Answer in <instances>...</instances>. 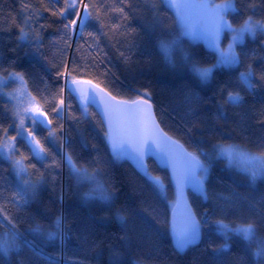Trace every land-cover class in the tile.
Returning a JSON list of instances; mask_svg holds the SVG:
<instances>
[{"label": "snow or ice", "instance_id": "obj_1", "mask_svg": "<svg viewBox=\"0 0 264 264\" xmlns=\"http://www.w3.org/2000/svg\"><path fill=\"white\" fill-rule=\"evenodd\" d=\"M24 7L28 12L19 26L18 40L31 49L26 55L45 60L42 66L45 75L40 77L44 87L37 88L33 94L26 87V70H18L15 60L10 61L8 67L0 63V73H6V78L17 84L15 91L8 93L10 100L5 104V109L10 111V116H6L7 123L0 120V157L9 163L16 177L15 184L10 185L9 196L0 197V227L4 228L0 232V264H34L38 258H42L46 264H59L55 253L44 254L35 237L41 236L48 241L59 240L61 245L66 238L61 217H57L47 229L36 223L29 230L34 238L29 239L28 235L17 229L14 218L10 216L8 205L21 208L35 198L40 185L44 183V173H40L36 180L31 178L27 171L28 165L24 163L27 157L18 145L28 146L30 152L40 156L45 169L55 171L64 162L77 183L87 179L91 187L84 193V199L104 203L114 199V191L101 178L103 160L97 145H91L93 151L97 152L96 158L86 162L85 166L78 164L70 153L64 151V142L57 135L63 131V124L59 121L64 113L72 115L74 99H78L81 104L82 118H87L90 106L99 110L103 117L100 127L104 139L111 147L112 156L117 160H133L148 178L153 190H158L165 200L167 196L164 195V185L159 176H153L148 171L146 158L154 155L170 170L171 183L175 189V199L170 203L171 234L177 251L183 252L190 245L200 242L202 226L214 224L216 230L225 237L235 233L249 244L255 242L256 249L252 254L264 257V239L257 238V230L264 227V189L256 188L257 180L264 182V137L257 144V152L249 151L239 144H209L204 137L215 135V129L207 127L201 106L212 98L201 97L196 91L203 90L211 83L217 69L238 70L235 83L240 87L218 85L221 100L216 101L217 121L227 120L224 105L244 107L242 90L253 91L258 88L264 92V66L257 71L249 62V54L243 48L236 50V45H242L246 36L255 39L257 34L264 35V15H256L258 9L264 12V0H145L144 8L151 16L149 28L157 36L158 55L176 78L181 80L177 89L183 96L187 116L183 135L188 138L191 151L161 127L154 112L149 88L136 87L114 94L109 87L102 86L103 81L99 80V77L107 80L110 69L105 68L103 73L99 72L103 61L97 60L93 53L102 55L100 38L108 36L109 32L119 27L108 21L109 14L119 13L122 19H127L126 10L132 7L130 0H39V4H26ZM45 13L47 17L53 18L51 23L57 26V35L50 43L60 53L59 59H49L42 51L44 44L41 31L45 25L40 21L47 19ZM232 14L239 17V23L234 22L235 17L230 18ZM169 18L173 21L171 28L168 25ZM35 24H39V28L34 27ZM226 33L230 34L231 40L224 48L221 37ZM85 36L90 38V42L85 41L88 55L82 56V62L64 59V49L70 48L75 42L79 50L82 47L80 40ZM185 38L193 42L204 41L211 53H214V62L207 63L195 51H188L183 44ZM261 44L264 45V41ZM9 51L14 52L15 49ZM177 52L180 53L179 60L176 59ZM120 56L126 64L130 63L131 49L128 53L121 51ZM145 62L150 63L151 57ZM181 68L189 69L194 76L191 84L182 81L179 75ZM49 72L57 78L52 87L48 86L45 79ZM93 74L97 77L96 81L84 78L85 75ZM3 79L0 76V81ZM60 80H63V84H60ZM257 123L264 127V108L260 110ZM41 131H47L48 137L53 140H60L59 160L56 154H46L38 138ZM197 133L200 135L197 136ZM213 160H226L228 167L244 172L246 189L237 191L232 187L235 181L228 184L224 177L217 176L216 182L227 184L229 191L227 195L216 192L211 171ZM31 167L35 168V165ZM187 189L198 192L205 200L212 198L215 193L216 198L223 201L225 206L238 212H247L249 218L235 228H230L222 218H217L218 211L222 212L223 207L219 210L215 207L206 208L203 213L194 212L188 204ZM141 204L140 213L143 215H137L135 210L117 214V219L123 225L120 236L122 241L141 238V228L149 231L152 227L149 217L157 223L161 222L156 208L147 202ZM164 222H168L167 217ZM91 231L92 225L86 224L77 234L78 238L87 242ZM92 243L95 245L96 241ZM209 247L214 256L220 257L227 251L228 244L217 247L210 241ZM112 256V264H121L118 250H112Z\"/></svg>", "mask_w": 264, "mask_h": 264}, {"label": "trees", "instance_id": "obj_2", "mask_svg": "<svg viewBox=\"0 0 264 264\" xmlns=\"http://www.w3.org/2000/svg\"><path fill=\"white\" fill-rule=\"evenodd\" d=\"M215 1L220 2V0ZM110 2H118V0H110ZM130 3L132 7L126 10L127 19H122L119 13H110L107 18L110 23L119 27L109 32L108 36L100 38L103 54L93 53L97 60L103 61L99 72L103 73L105 68L110 69L107 80L104 77H99V80L103 81L102 86L109 87L114 94L136 87L149 88L154 112L161 127L191 151L188 138L183 135L184 121L187 116L183 96L177 89L181 80L176 78L158 55L157 36L150 31L151 16L144 8L145 0H130ZM26 4L36 5L39 4V0H0V63L8 67L10 61L15 60L18 70H26L28 78L26 87L35 94V90L43 88L44 85L40 77L45 75L42 70L45 60L26 55V52L30 53L31 49L18 40L19 26L28 12V9L24 7ZM256 15H264V12L258 9ZM44 16L47 17V13ZM232 17H235V14H232L230 18ZM52 19L47 17L46 20L40 21L45 25L41 31L44 44L42 51L48 58L53 52V57L59 59L60 53L56 48L53 51L50 43L55 38L57 27L51 23ZM234 22L239 23V17H235ZM168 25L169 28L173 26L170 18ZM34 27L39 28V24H35ZM85 41L90 42V38L85 36L80 40L82 47L79 50L75 42L70 48H65L63 58L69 61L75 59L81 63L82 56L88 55ZM261 41H264V35L257 34L255 39L247 38L242 45L239 44L236 47L237 51L243 48L249 54V62L257 71L264 66V45ZM183 44L188 51L198 53L203 61L214 62V53H211V50L202 43H191L184 39ZM9 49H15V51L12 52ZM129 49H131L132 60L126 64L120 52L128 53ZM149 56L151 62L146 63ZM179 57L180 53L177 52L176 59L179 60ZM0 75L6 76V73H0ZM179 75L183 82L189 84L195 79L187 68H181ZM237 75L238 70L217 69L214 73L215 78L210 84L203 90L196 89L201 97L212 98L210 102L202 104L201 113L206 118L207 127L215 129V135H205L204 139L209 144L217 142L239 144L249 151L257 152L259 150L257 144L260 138L264 137V127L257 123L260 110L264 108V92L258 88L253 91L242 90L244 107L235 108L224 105L223 111L227 120L215 119L216 101L221 100L217 91L218 85L240 87L235 83ZM84 78L97 80L95 74L85 75ZM45 79L48 81V86L52 87L57 78L49 72ZM60 84H63V80H60ZM8 86L14 85L9 83ZM214 92L216 95H213ZM65 97H67V90ZM8 102V99L0 95V110H4L0 112V120H4L5 123H7L6 116H10V111L5 109V104ZM71 111V116L65 112L59 121L63 124V131L57 135L64 142V151L70 153L78 164L87 166L86 162L94 160L97 156V152L91 147L92 143H95L103 160L101 178L109 185L110 190L114 191V199L110 203L84 199V193L88 191V188L76 182L70 175V169L66 163L61 162L60 166L53 171L45 169L40 158L33 157L31 165L34 164L35 168L30 165L29 174L33 180H36L40 173H44V183L40 185L35 198L23 205L18 212L12 205H8V212L14 218L17 229L28 235L29 239L34 238L29 230L36 223L47 229L57 217L63 219L66 234L63 245L59 240L48 241L41 236L35 237L45 255L55 253L59 264H112V250L119 251L121 264H218V262L219 264H264V257H256L252 254L256 249L255 242L249 244L242 236L235 233L225 237L216 230L214 224L202 226V238L198 245L189 246L183 252L177 251L169 232L171 207L167 200H172L174 189L167 171L157 167L152 160L147 161L148 171L153 176H159L165 185L167 193V200H165L158 190H153L145 175H139L128 162L117 160L110 154L100 127L99 117L91 107L88 108L87 118H82L81 104L78 99H74ZM199 135L200 133H197V136ZM38 138L46 149V154L49 156L56 154L59 160L60 140L48 137L47 131H41ZM18 147L27 157L30 152L29 147L24 145H18ZM211 171L216 192L227 195L229 191L227 184L216 182L217 176L224 177L228 184L235 181L232 187L237 191H244L247 187L245 173L229 168L225 160H213ZM15 182L16 177L9 163L0 157V197L9 196L10 185ZM113 185L114 188H112ZM256 188L264 189V182L257 180ZM188 199L193 211L197 213H203L206 208L215 207L219 210L223 207L222 212L218 211L217 218H222L230 228H235L249 218L247 212H238L225 206L223 201L216 198L215 193L206 202L191 193H188ZM141 202H147L156 208L161 222L157 223L149 217V223L152 225L149 231L141 228L139 229L141 238L129 242L122 241L120 236L123 225L117 219V214H127L135 210L137 215H143L140 213ZM99 217L102 219H98ZM165 217H167V223L164 222ZM86 224L92 225L87 242L78 238L77 235ZM137 224L139 225V220ZM2 231L4 228L0 227V232ZM257 238L264 239V227L257 230ZM92 241H96V244L93 245ZM210 241L217 247L227 243V251L220 257L214 256L209 247ZM34 264H46V261L38 258Z\"/></svg>", "mask_w": 264, "mask_h": 264}, {"label": "rangeland", "instance_id": "obj_3", "mask_svg": "<svg viewBox=\"0 0 264 264\" xmlns=\"http://www.w3.org/2000/svg\"><path fill=\"white\" fill-rule=\"evenodd\" d=\"M216 2V1H215ZM56 35H57V32H56ZM55 35V36H56ZM247 38H252L251 36H246L245 37V40L247 39ZM187 41H189V42H191V43H196V42H200V43H202L206 48H208L207 47V45L204 43V41H195V42H193V41H190V40H188L187 38H185ZM230 40H231V36H230V34H224V35H222V37H221V45H222V47H224V48H226L227 47V45L229 44V42H230ZM244 40V41H245ZM237 45H239V44H237ZM237 45H236V47H237ZM209 49V48H208ZM52 50L54 51L55 50V47H52ZM210 50V49H209ZM53 52L50 54V58L49 59H51V58H53ZM1 76V75H0ZM2 77H4V79H3V81H0V95L1 96H3L4 98H6V99H8V100H10V97H9V95H8V93H11V92H14L15 91V89L17 88V84L16 83H14V82H12V81H9L7 78H6V76H2ZM47 80V79H46ZM9 83H12L14 86H8V84ZM43 87H44V85H43ZM17 101H12V103H16ZM36 152H39V149H36ZM40 155H42V154H40ZM33 157H35V158H40V156H37V155H35V154H33L32 152H29L28 153V155H27V159L24 161V163H25V165H28V168H27V171L29 172V169H30V165H31V162H32V160H33ZM2 158V157H1ZM225 162H226V165H227V161L225 160ZM230 168V167H229ZM233 169H236V170H238V171H240L239 169H237V168H233ZM240 172H242V171H240ZM244 173V172H243ZM163 183V182H162ZM80 186H85L86 188H88V190H89V188L91 187V185H90V183L88 182V180L87 179H85V180H83L82 182H80V183H78ZM163 185H164V183H163ZM159 192V191H158ZM159 194H160V192H159ZM161 195V194H160ZM164 195H166L167 196V193H166V190H165V185H164ZM162 196V195H161ZM163 197V196H162ZM171 199L172 200H167V203H168V205L170 206V203L172 202V201H174V199H175V196H174V191H173V193H172V197H171ZM20 210V208H16V211L18 212Z\"/></svg>", "mask_w": 264, "mask_h": 264}, {"label": "water", "instance_id": "obj_4", "mask_svg": "<svg viewBox=\"0 0 264 264\" xmlns=\"http://www.w3.org/2000/svg\"><path fill=\"white\" fill-rule=\"evenodd\" d=\"M93 110H94V112L97 114V116L99 117V119H100V121L103 119V117H102V115L100 114V112H99V110L98 109H96L95 108V106H90ZM158 121V120H157ZM105 128H106V125H105ZM108 149H109V152H110V154L112 155V152H111V147H110V145H108ZM120 160H124V161H126V162H128L129 163V165L139 174V175H141V176H143L144 175V173H143V171L140 169V168H138L137 167V165H136V163L133 161V160H131V159H127V158H125V159H120ZM148 160H152L153 162H154V164L157 166V167H159V168H161V169H165L166 171H167V173H168V176H169V179H170V182H171V174H170V170L167 168V166L164 164V163H162L156 156H149V157H147L146 158V164H147V161ZM172 184V183H171ZM172 187H173V189H174V185L172 184ZM186 192H187V197H188V193H191L192 195H194V196H196V197H200L201 199H202V201H204V202H206L207 200H205L204 199V197L203 196H201L198 192H195V191H193L192 189H187L186 190ZM174 196H175V189H174ZM188 204H189V206H191V204H190V202H189V199H188ZM192 207V206H191ZM179 211H178V213H177V221L179 222ZM171 219H172V215H171V208H170V213H169V229H170V237H171V240H172V234H171ZM172 243H173V240H172ZM200 242H198L197 244H194V245H190V246H196V245H198ZM174 245V244H173Z\"/></svg>", "mask_w": 264, "mask_h": 264}, {"label": "bare ground", "instance_id": "obj_5", "mask_svg": "<svg viewBox=\"0 0 264 264\" xmlns=\"http://www.w3.org/2000/svg\"><path fill=\"white\" fill-rule=\"evenodd\" d=\"M92 109V108H91ZM93 110V109H92ZM100 120V119H99ZM199 198V197H198ZM170 232V231H169Z\"/></svg>", "mask_w": 264, "mask_h": 264}]
</instances>
